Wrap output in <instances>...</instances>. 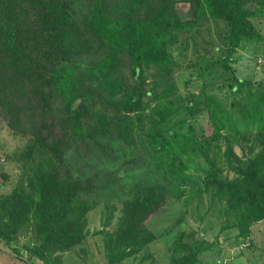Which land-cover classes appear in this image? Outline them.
I'll list each match as a JSON object with an SVG mask.
<instances>
[{
  "label": "trees",
  "instance_id": "obj_1",
  "mask_svg": "<svg viewBox=\"0 0 264 264\" xmlns=\"http://www.w3.org/2000/svg\"><path fill=\"white\" fill-rule=\"evenodd\" d=\"M258 16L264 0H0V117L29 139V189L0 196V241L10 245L30 223V259L58 264L55 254L85 239L86 215L110 193L124 198L110 255L121 263L158 239L147 219L193 186L221 202L232 220L225 230L247 239L264 220V84L231 76L230 65L238 49L264 42ZM208 21L227 32L215 59L197 57L198 79L231 81L230 105L207 94L208 83L179 105L176 44L197 39ZM202 111L212 123L205 138L181 116ZM137 146L148 166L129 184L141 160L120 176L111 166ZM202 252L169 264H197Z\"/></svg>",
  "mask_w": 264,
  "mask_h": 264
},
{
  "label": "rangeland",
  "instance_id": "obj_2",
  "mask_svg": "<svg viewBox=\"0 0 264 264\" xmlns=\"http://www.w3.org/2000/svg\"><path fill=\"white\" fill-rule=\"evenodd\" d=\"M253 23L264 36V16L254 18ZM217 24L208 21L206 26H202V32L197 39L183 35L176 44L179 49L175 50V54H181L177 61L183 67L176 79L178 94L183 99L179 105L186 104L188 98L190 101L193 95H199L202 88L206 87L205 83L214 84L207 87V94H214L220 99L226 98L227 105H230L231 98L228 97L231 95V81L224 84L223 75H219L220 79L214 82L213 76L210 75H206L205 80L198 79L201 65L197 57L205 55L209 59H215L219 55L215 47H223L225 42L227 30L223 24ZM230 66L231 76L250 81L252 86L259 82L264 84V42L238 49ZM221 70V66L216 69L218 72ZM188 80L190 84H186ZM152 81L150 78L148 82ZM181 116L189 118L188 121L201 138L212 134V123L207 112L202 111L194 116L182 112ZM28 142V138L11 132L7 123L0 117V196H8L21 186L29 189V169L24 168L21 159ZM243 145L245 146V143ZM241 148H235L240 155ZM144 156L143 146L134 147L132 152L124 151L116 166H111V171L120 176L124 164H131L138 158L143 169L135 172L131 170L126 179L129 184L136 182V176L143 177L147 170L146 159L142 158ZM107 173L109 172H105V175ZM103 175L104 173L101 174ZM121 195L122 193L118 196ZM123 201L124 198L119 199L110 193L102 195L97 201V206L86 215L88 233L85 239L72 249L55 254L56 262L111 264L110 255L123 220ZM225 219L219 200L213 201L208 192L199 190V186L188 187L187 194L181 200L170 198L145 222L144 227L150 232H155L158 239L121 263L113 264H169L181 254H187L191 248L203 250L198 256L197 264H264V220L255 223L251 227L250 236L243 240L235 229H224L223 226L232 221L230 218L229 221ZM32 230L33 225L29 223L10 245L0 241V264H43L37 258L30 259L29 249L35 242ZM15 249L20 250V253L15 252Z\"/></svg>",
  "mask_w": 264,
  "mask_h": 264
}]
</instances>
